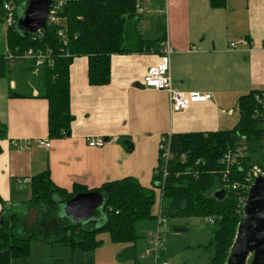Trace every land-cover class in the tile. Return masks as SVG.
Instances as JSON below:
<instances>
[{
	"label": "crops",
	"instance_id": "obj_1",
	"mask_svg": "<svg viewBox=\"0 0 264 264\" xmlns=\"http://www.w3.org/2000/svg\"><path fill=\"white\" fill-rule=\"evenodd\" d=\"M140 2L144 13L138 30L143 38L157 41L162 37L160 27L166 28L174 50L170 61L174 88L209 94L213 100L171 113L168 93L143 86L147 71L161 60L158 53L113 55L112 80L104 87L90 86L88 58L77 57L70 68L75 117L71 134L52 140L48 102L37 98L36 87L16 73L0 78V123L7 129L0 141V220L3 214L19 223L25 218L26 232L42 221V211L47 209L30 206L31 182L25 181L45 171L56 187L68 193L74 185L94 190L125 178L151 188L162 136L233 130L239 121L238 99L264 92V0H227L223 9L212 8L210 0ZM153 17L163 18L167 25L161 20L155 23ZM154 24L158 28L153 33ZM3 49L4 45L0 54ZM20 94L24 97L15 96ZM99 137L107 141L103 147L89 146L91 139ZM38 140L49 142L50 148L38 146ZM13 142L24 151L13 147ZM27 143H31L28 148ZM149 226L144 230V249L148 232L154 229ZM175 227L180 232L189 230ZM98 239L103 245L94 253L32 240L30 255L8 264H126L133 260L132 254L123 258L128 245L113 243L109 235ZM167 252L163 249L161 260ZM136 264H154V260L143 255Z\"/></svg>",
	"mask_w": 264,
	"mask_h": 264
},
{
	"label": "trees",
	"instance_id": "obj_2",
	"mask_svg": "<svg viewBox=\"0 0 264 264\" xmlns=\"http://www.w3.org/2000/svg\"><path fill=\"white\" fill-rule=\"evenodd\" d=\"M26 1L0 0V23H8L9 13L5 6L14 9L13 22L6 30L7 53L0 54V78L16 73L22 77L20 80L29 81L36 87L37 98L48 102V135L52 140L69 137L75 120L71 111L70 79L75 58L87 57L90 86L104 87L112 80L113 55L160 54L161 43L167 39L164 26L160 27L162 37L157 41L146 40L139 33L144 9L143 13H138V0H65L60 12L65 18L63 27L46 22L39 32L24 36L17 25L18 11ZM210 5L214 9H223L227 0H210ZM61 28L66 31V45L58 36ZM30 50L49 54L53 64L45 60L37 68L35 60L18 59ZM263 93L254 91L238 99L239 121L233 130L172 135L173 158L166 164L167 176L163 177L161 171L166 165L160 152L157 168L160 171L154 175L151 188L143 187L134 178H125L94 190L74 185L73 191L68 193L55 186L49 171L34 176L30 183V206L45 207L50 218L41 221L32 231L24 230L23 234H18L17 221L3 214L0 220V264L28 257L32 240L60 243L73 251L94 253L103 245L98 239L103 232H108L113 243L128 245L129 251L123 258L132 254L137 262L139 243L143 246L146 239L144 230L150 228L149 225L155 226L157 221L158 215H153L157 190L161 192L160 208L167 220L216 219L206 247L211 253L209 264H227L243 216L247 196L243 185L247 172L254 165L264 170V119L255 116V113L264 111L256 101V96ZM15 96L24 97L21 94ZM6 132V126L0 123V141L4 140ZM238 149L242 150V156L238 165L232 168L229 183H239L241 188L224 189V199L218 200L214 193L223 190L224 186L225 168L221 160ZM183 155L186 156L184 163L181 160ZM86 193H97L106 200V221L100 226L94 222L91 229L72 225L65 217L59 216L62 201ZM172 229L174 232L182 230Z\"/></svg>",
	"mask_w": 264,
	"mask_h": 264
},
{
	"label": "built area",
	"instance_id": "obj_3",
	"mask_svg": "<svg viewBox=\"0 0 264 264\" xmlns=\"http://www.w3.org/2000/svg\"><path fill=\"white\" fill-rule=\"evenodd\" d=\"M140 0H138V13H143L142 6L139 5ZM65 5V0H55L53 6L50 8L49 11V17L47 22L51 25H56L59 27H63L65 25V18L60 16V12L62 7ZM6 10L8 11V24H12L13 22V11L14 9L6 5ZM58 36L61 38L62 42L66 45L67 44V37H66V31L65 29L61 28ZM231 48L235 49L236 45L231 44ZM174 50L171 47L168 38L161 43L160 47V56L161 60L160 62L154 66L151 67L143 79V86L150 89H155L157 91H163L168 93L169 95V101H170V109L171 113H180L185 110H187L192 104L197 103H206L213 100V96L209 94H202L199 92H191V93H184L182 91H179L174 88L173 86V79L171 76V56L173 55ZM11 58V57H7ZM18 59H26V60H35L36 61V67L40 68L45 60H49L50 64H53L52 60L50 59L49 54H44L41 52H35V51H28L24 57H18ZM257 104L264 108V93L262 95L256 96ZM255 116L257 118L264 119V111L259 113H255ZM171 140L172 135H164L161 137L160 140V152H161V159L165 162V165L168 164V162L173 158V155L171 153ZM107 141L103 138H96L91 139L89 146L91 147H103ZM31 143H27L26 148L30 147ZM38 146L42 148H50L51 144L47 141L38 140L37 141ZM12 146L19 149L20 151H24L25 148L19 147L17 143L13 142ZM242 156V150L238 149L236 152H230L226 154L222 160L221 164L225 168L223 172V190L224 189H232L237 190L241 188L239 183H234L233 185H230V175L232 174V168L238 165L239 158ZM182 162L184 163L186 160V156L183 155L181 157ZM160 170H156V174L159 173ZM161 171L163 173V177L167 176V165L161 168ZM261 175H264V170L258 166L254 165L249 169L247 172L246 178H245V184L243 185V190L247 193H249L251 185L254 183V181ZM31 181H25V183H30ZM242 185V184H241ZM247 199V196L245 197V201ZM245 204V202H244ZM243 204V206H244ZM157 221L155 223L154 229L150 230L148 232V245L147 248L144 251L145 257H151L154 260V264H159L161 262V253L163 251V240L161 235V228L166 222V218L162 214V210L160 208L159 213L157 214ZM215 218H208L206 219L207 223L211 226H214L215 224ZM163 264H168L167 262H164Z\"/></svg>",
	"mask_w": 264,
	"mask_h": 264
},
{
	"label": "water",
	"instance_id": "obj_4",
	"mask_svg": "<svg viewBox=\"0 0 264 264\" xmlns=\"http://www.w3.org/2000/svg\"><path fill=\"white\" fill-rule=\"evenodd\" d=\"M54 2L55 0H27L20 8L24 9V15L17 25V29L23 33L21 34L27 36L42 30ZM225 195L224 190L214 193L218 200H223ZM102 203L101 195L86 193L69 201H62L59 207L60 210L64 209L65 216L71 222L81 225L97 213ZM227 264H264V175L259 176L250 187Z\"/></svg>",
	"mask_w": 264,
	"mask_h": 264
},
{
	"label": "rangeland",
	"instance_id": "obj_5",
	"mask_svg": "<svg viewBox=\"0 0 264 264\" xmlns=\"http://www.w3.org/2000/svg\"><path fill=\"white\" fill-rule=\"evenodd\" d=\"M24 15V9H19L18 16L19 20ZM152 17V16H151ZM154 22L160 24V20L166 24V21L163 18H154ZM158 19V21H157ZM165 19V18H164ZM153 21V20H152ZM151 22V21H150ZM150 24V23H149ZM8 27L7 22L0 23V49L1 46L4 45V49L1 54H5L6 48V30ZM156 25L152 28L153 33L156 30ZM160 27V25H159ZM158 28V27H157ZM19 31V30H18ZM20 32V31H19ZM22 33V32H20ZM23 34V33H22ZM1 52V51H0ZM106 200L103 198V203L100 208L97 210V214L93 215L88 222L81 224L83 228L91 229L95 225L94 222H98V226L103 224L106 221V213L104 211ZM161 192L157 190L156 193V204L153 208V215H156L160 211L161 207ZM42 221H47L50 216L42 211ZM51 213V212H50ZM44 215V216H43ZM59 216L65 217L72 225L75 223L71 222L66 216L64 209H61L59 212ZM25 219V218H24ZM24 219L22 222H17V233L23 234L24 232ZM175 226L189 228L187 231L182 232H174L172 229ZM211 228L212 226L209 225L204 218H176V219H169L166 220L165 224L161 228V235L163 240V248L168 250L167 257L161 260L160 264L167 262L169 264H209L211 253L206 250L208 247L209 242L211 240ZM108 232H103L100 236L102 239L108 238ZM43 236H40L42 238ZM142 243H139V247L136 251L137 254V261L143 259L144 255V244L141 246ZM126 264H136L135 260L130 262H126Z\"/></svg>",
	"mask_w": 264,
	"mask_h": 264
}]
</instances>
